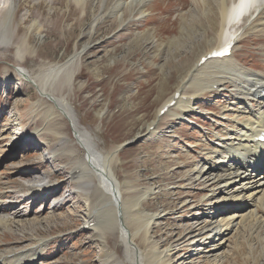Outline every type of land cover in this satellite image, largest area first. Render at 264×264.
I'll list each match as a JSON object with an SVG mask.
<instances>
[{
    "label": "rangeland",
    "instance_id": "1",
    "mask_svg": "<svg viewBox=\"0 0 264 264\" xmlns=\"http://www.w3.org/2000/svg\"><path fill=\"white\" fill-rule=\"evenodd\" d=\"M115 1L18 0L6 26L0 7V35L7 27L11 34L9 43L0 44V213L17 221L0 225V261L5 264H15L21 252L22 264L33 253V264H131L120 225L104 231L85 227L101 198L99 179L91 171L84 181L71 176L86 153L69 119L39 90L50 67L64 65L80 52L73 59L72 84L62 71L59 79L46 84L47 93L69 101L79 126L91 133L103 153L124 146L117 151L114 170L125 201L143 197L134 214H164L147 238L144 232L136 235L143 254L132 264H152L148 250L172 243L177 247L174 264H182L178 259L190 254L182 243L185 228L194 222L205 193L192 176L200 156L213 150L215 134L233 127L239 115L236 87L226 82L218 92L199 95L186 117L164 115L156 126L152 121L182 88L198 59L219 43L221 1L149 0L145 15L125 6L123 21L109 14ZM243 22V40L232 55L243 70L264 75V32L251 29L247 19ZM19 70L29 71L32 82ZM193 79L184 93L195 91L192 84L200 83V75ZM39 180L53 183V191L31 190L28 195ZM215 201L210 199V204ZM260 208L262 221L253 220L255 226L248 227L246 220L229 233L222 264H264ZM130 217L124 213L123 222L135 231L137 223ZM200 259L196 264H202Z\"/></svg>",
    "mask_w": 264,
    "mask_h": 264
},
{
    "label": "bare ground",
    "instance_id": "2",
    "mask_svg": "<svg viewBox=\"0 0 264 264\" xmlns=\"http://www.w3.org/2000/svg\"><path fill=\"white\" fill-rule=\"evenodd\" d=\"M77 1L80 3L83 0ZM195 1L205 4L206 0ZM220 1L222 5L220 10L222 22L219 32V43L203 56L212 53L214 49L220 48L226 41L240 42L243 39L244 31L240 29L241 33H239V26H242L241 23H244L245 19L249 21L251 29L258 28L264 32V0H251V3L244 2L242 5L245 6L239 8L235 6L236 0ZM17 2L18 0H0V7L3 10L1 14L4 17L2 19L3 26L9 25L13 20L17 10ZM148 2L149 0H116L110 8L109 14L111 16L118 14L119 20L123 21L124 8L125 6H129L133 14L145 15V8ZM139 15L136 16V19ZM9 31L10 29L7 27L3 34L0 35V44H6L11 41V34L8 35ZM81 54L82 52L75 53L64 65H51L52 67L46 72V76L42 80L45 86L39 90L42 94L47 95L69 119L76 133L77 141L83 148V152L86 153L87 159L79 160L71 176L84 181L91 171L99 179L98 190L101 192V198H99V201L96 200L95 209L90 211L91 213L88 215V219L85 220V224L88 225V222L93 219L94 225H88V227H93L100 231H104L106 228L116 226L117 224L120 225L121 238L127 255L126 258L132 264L137 255L140 258L143 254L140 247L134 241L136 235L144 232L147 238L152 225L156 220L161 219L164 214L142 212L134 214L133 211L138 210L136 207L143 197L139 199L131 198L127 201L123 199L120 181L114 170V162L118 156L117 151L105 154L98 149V145L91 133L88 130L81 129L79 126L78 118L69 101L65 97H55L50 92L47 93L48 89H45L47 88L46 84H51L52 81L60 78L59 76L62 74V71L67 76L65 78L68 84H72L75 73L73 71L75 60L73 59ZM201 58L198 59L197 63L193 65L186 75L182 88L172 95L170 100L175 99L176 103L167 110L165 115L170 114L178 118L186 117L189 114V109H194L193 105L196 103L199 95L207 91L208 93L218 92L221 90L222 84L226 82L236 87L237 92L234 94L237 97L233 95L239 102L237 106L239 115H236L233 127H224L222 135L215 134L217 139L214 140L215 143L212 145L213 150H207L206 153L200 156L201 159L196 162V170L192 179L204 185L202 189L205 193L202 197L203 202L199 203L201 207L196 208L198 212L193 214L196 222L194 219H191L194 222L185 228L187 234L182 243H184L187 249H190V254L186 255L185 253L182 256L184 260L181 257L178 260H182V264H196L199 263L200 257H202V264L206 263L207 260L212 264H222L227 257V252L224 249L228 245V239L232 237L231 234L230 237L228 236L229 233L236 231L241 223H244L246 220H248L246 222V226L248 227L255 226L256 223L253 220L257 223H259L258 220L262 221V219L258 218V214L260 212L259 208H264V141H259L258 137L264 132V75L243 70L240 67V62L234 59L233 55L223 59L209 58L204 62L201 61ZM21 70H19L21 75L29 79L31 76L30 72ZM205 72L209 77L204 79L201 76H204ZM197 75H200V83H196L197 86L192 84L195 91L191 94L184 93L182 89L186 87V83L189 82V87H191V80ZM29 80L31 81V79ZM230 91L233 93L232 89ZM229 100H232V98H229ZM235 106L236 104L233 105V107ZM176 108H178V112H174ZM50 111L54 114V106H51ZM159 120L160 117L157 115L155 120L152 121L153 124H151L157 125ZM35 132L32 135L37 137L38 131ZM211 134L213 135L214 133ZM210 138V136H207V139ZM260 169V175H255ZM52 186H54L53 183H43L39 180L31 184L27 193L28 195L31 194V190L35 192L43 190L53 191L51 189ZM212 198L216 200V203L210 204V199ZM233 207L236 209L232 210ZM199 209H201V212ZM106 213H110V217L105 216ZM124 213L129 215V217L131 216L132 223H137V230L132 231L123 222L122 217ZM101 214L104 216H99ZM16 222L11 217L0 213V225H3V227L16 224ZM261 223L263 224V222ZM208 230H210L209 234H207ZM141 239L143 238L141 237ZM172 244L148 250V258L152 260V264L176 263L174 255L177 252V247L173 248ZM33 255L28 261L30 264L35 263L37 260L36 254L33 253ZM188 258L193 259L187 261ZM16 261L15 264H22V252L17 256ZM28 262H24V264ZM0 264H5V262L0 261Z\"/></svg>",
    "mask_w": 264,
    "mask_h": 264
},
{
    "label": "snow or ice",
    "instance_id": "3",
    "mask_svg": "<svg viewBox=\"0 0 264 264\" xmlns=\"http://www.w3.org/2000/svg\"><path fill=\"white\" fill-rule=\"evenodd\" d=\"M244 2H249V3H251V0H242V3H244ZM231 47V45H228V48H230ZM216 54H223V53H216Z\"/></svg>",
    "mask_w": 264,
    "mask_h": 264
}]
</instances>
